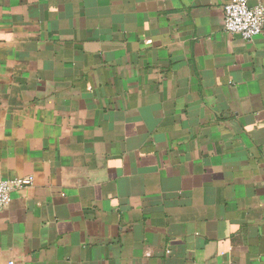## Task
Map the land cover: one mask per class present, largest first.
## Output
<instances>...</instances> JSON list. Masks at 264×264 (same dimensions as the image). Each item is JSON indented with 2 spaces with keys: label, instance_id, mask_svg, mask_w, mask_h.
<instances>
[{
  "label": "crops",
  "instance_id": "1",
  "mask_svg": "<svg viewBox=\"0 0 264 264\" xmlns=\"http://www.w3.org/2000/svg\"><path fill=\"white\" fill-rule=\"evenodd\" d=\"M230 1L0 0V178H33L0 264H264V32Z\"/></svg>",
  "mask_w": 264,
  "mask_h": 264
},
{
  "label": "built area",
  "instance_id": "2",
  "mask_svg": "<svg viewBox=\"0 0 264 264\" xmlns=\"http://www.w3.org/2000/svg\"><path fill=\"white\" fill-rule=\"evenodd\" d=\"M223 29L231 36L252 41L264 32V4L250 5V0H231L223 8ZM33 183V178H0V212L10 200L12 192Z\"/></svg>",
  "mask_w": 264,
  "mask_h": 264
}]
</instances>
